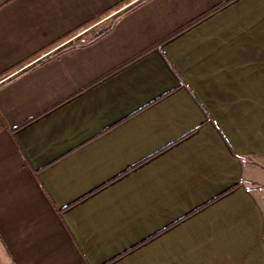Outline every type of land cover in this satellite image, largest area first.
Wrapping results in <instances>:
<instances>
[{"label":"crops","instance_id":"obj_1","mask_svg":"<svg viewBox=\"0 0 264 264\" xmlns=\"http://www.w3.org/2000/svg\"><path fill=\"white\" fill-rule=\"evenodd\" d=\"M128 1L0 0V264H264V0Z\"/></svg>","mask_w":264,"mask_h":264},{"label":"rangeland","instance_id":"obj_2","mask_svg":"<svg viewBox=\"0 0 264 264\" xmlns=\"http://www.w3.org/2000/svg\"><path fill=\"white\" fill-rule=\"evenodd\" d=\"M135 1L129 0L128 2H125L123 7L121 5V9L122 10L126 9L129 5L132 4V2L134 3ZM121 9L118 8V10L114 9L112 11H109L106 15H104V17H102L103 19L101 18V22L97 25L94 24L97 21H94L91 24H88L86 26L79 28L71 37H68L67 41L65 40L57 47V49H59L57 51H60L68 46H74V45L86 43L90 41L91 39L95 38L97 35H99L100 33L104 32L107 28H109V26L111 25V20H113L115 16V13ZM88 27H92V28L88 30L86 33L80 36H77L78 34L83 32V29H87ZM75 36L77 37L74 38Z\"/></svg>","mask_w":264,"mask_h":264},{"label":"trees","instance_id":"obj_3","mask_svg":"<svg viewBox=\"0 0 264 264\" xmlns=\"http://www.w3.org/2000/svg\"><path fill=\"white\" fill-rule=\"evenodd\" d=\"M121 5H122V4H119L117 7H119V6H121ZM106 31H108V28L105 30V32H106ZM100 34H102V33H100ZM100 34H99V35H100Z\"/></svg>","mask_w":264,"mask_h":264}]
</instances>
